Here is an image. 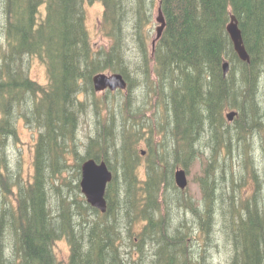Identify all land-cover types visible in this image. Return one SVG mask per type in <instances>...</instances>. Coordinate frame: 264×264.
Listing matches in <instances>:
<instances>
[{
    "label": "trees",
    "instance_id": "trees-1",
    "mask_svg": "<svg viewBox=\"0 0 264 264\" xmlns=\"http://www.w3.org/2000/svg\"><path fill=\"white\" fill-rule=\"evenodd\" d=\"M4 1L0 264H64L54 251L63 238L70 253L66 264H204L200 253L209 247L203 240L219 220L233 231L230 264H264V190L259 193L264 173L255 171L251 157L250 192L243 195L245 182L235 180L244 166L241 155L248 157L253 140H264V133L252 134L257 126L264 130V0ZM94 2L102 6L100 27L110 39L98 49L85 25V4ZM155 3L165 27L149 57L146 27L152 25ZM231 16L249 62L233 50L225 28ZM31 56L45 64L46 86L23 71V59ZM102 71L120 72L126 90L95 92L92 76ZM152 101L154 115L164 121L152 127L156 138H144L133 129ZM231 109L237 115L228 121L225 112ZM90 111L95 121L83 131L85 145L78 130ZM19 119L37 134L33 168L26 175L19 162L11 163L8 147L9 139L18 141ZM143 139L146 162L137 148ZM90 157L105 161L113 173L103 213L86 202L78 185L80 162ZM199 157L205 167L197 179L204 214L194 211L200 215L194 214L193 226L175 225L180 204L194 208L179 200L183 191L174 184V169L188 168ZM216 183L221 196H214ZM227 191L235 194L229 203ZM196 237L203 244L190 252L186 247Z\"/></svg>",
    "mask_w": 264,
    "mask_h": 264
},
{
    "label": "rangeland",
    "instance_id": "rangeland-1",
    "mask_svg": "<svg viewBox=\"0 0 264 264\" xmlns=\"http://www.w3.org/2000/svg\"><path fill=\"white\" fill-rule=\"evenodd\" d=\"M4 4H5V1L0 0V32H1L2 25L5 23L4 22V13H2V9L4 10ZM157 9H158V5H157V3H155L154 9H153V14H152V25L146 27V32H147V30H149L148 45H147L149 57H151V54H150L151 41L155 37V26L157 25V23L155 21V17L157 15ZM102 10L103 9H102L101 4H98V3L85 4V25H86L88 33H89L91 45L93 46V48H96V49L100 48V46L107 47L110 43V39L108 36H106V32L103 31L100 27L99 19L101 18ZM1 36L4 37L3 34L1 35V33H0V41L2 42V44L4 46L5 41L3 40V38ZM131 49H133V48H131ZM23 62H24L23 71L25 72V74L29 78H31V79H33V80H35L41 84L46 83L47 76H46V72H45V68H44L45 65L42 64L37 57H35V56L27 57L26 60L23 59ZM144 87L148 90V84L147 83L144 84ZM145 88H142V92H146ZM98 94H100V93H98ZM105 106H106V103H105ZM155 112H156V108L154 106V101H152L149 104V108L146 110V114L145 115L142 114V117H141V121L146 122V123L144 125H142L141 127H136L134 129V131L139 130L141 132L142 130H145L142 133L144 135H146V133L149 132V130L153 127V125L156 121H158V120L164 121L163 116H161L160 119H156V116L154 115ZM163 112H164L163 110H161V109L159 110V114H161ZM94 121H95V116H94V113L92 111H90V113H87L86 115H84V118L80 121V122L84 123L83 126H81L82 123L79 125L80 130H78V134H80L79 141L82 142V144H85V145L87 144V139L83 138L84 134H85V132H83V131H85L84 129L87 128L88 123L93 125ZM16 125H17L18 141L13 142V140L9 139L10 143H9L8 147H9V153H10V160H11V163L13 165L16 164L17 162H19L22 169H23V173H25V175H26L32 169V155L33 154H32L31 130L29 129V127H27L23 123V121L21 119H19L16 122ZM91 128H92V132L94 134V126H92ZM260 133L263 134L264 130H262V128H260L259 126L255 127L253 129L252 134H254V137L258 136ZM253 141H254V147L252 148L251 151H247V153H246V155H248V157L241 155L242 157H240V159L238 160L244 166L242 168V171L235 176V180H237L236 181L237 184L238 183H244V182L246 183V184L245 183L243 184V187L241 190V193H243V194L245 193L246 190L252 189V183L251 182L248 183L249 181H251V179L249 180L248 178L251 175H253V173H255L254 170L251 169L252 165H250L251 163H250V160L248 158L252 157V160L255 164L254 169L258 174L264 173V146L262 144L264 142V140L262 139V142H260V143L257 142L256 140H253ZM241 143L242 142H240V147H242ZM137 148H138V151L140 149H146L145 142L140 140ZM232 151H235V147ZM246 160H247L249 166H245L247 164L245 162ZM143 161H145V160H143ZM203 161L204 160H202L199 157V160L197 158L195 160V162L191 166L188 167V170L186 169L187 170L188 185L186 187V190H185L186 193L184 194V197L185 198H191V201H197L198 200V203H201L202 194H203L202 188L197 182L198 177L201 174H203V170L205 169ZM139 170H140L139 172L142 174L143 170L141 168ZM249 171H250V173L247 176H245V173L249 172ZM258 174H257V176H258ZM259 184H260L259 187H261L262 184L261 183H259ZM0 189H1V186H0ZM263 190H264V188L261 189V191L259 193L260 194L263 193ZM224 194H225V201H227L228 203L230 201H232L231 200L232 198H234V196H230V195H235V194H229L228 195V191ZM261 195H263V194H261ZM52 198H53V196L51 197V199ZM56 199L54 200V203H57ZM174 216H175V214H174ZM175 218H176V222H179V220H181L182 218H186L187 221H189L190 220V213L187 212L184 215L181 213H178V216H176ZM231 221L232 220L228 219L227 224ZM217 223H218L217 226H216V224L214 226H212L213 234L209 238L210 241L206 238L203 240L205 242L204 243L205 247H209L207 252L200 253L201 256L205 257L203 259L204 264H230L229 261H230L232 252L230 250L231 249L230 242H228V241H229V237L231 236L233 231L231 229H227L225 227H222L223 220H219V221H217ZM203 241L201 239H199V237H196L187 245L186 248L190 252L192 250L195 251V250L199 249V247L203 244ZM211 244H215V245L217 244V245L214 247H211V246H209ZM67 245L68 244L64 238L58 240L55 243L54 251H55V253L59 259H62V260L66 259L67 253H68V246ZM151 253H153V247L151 248ZM238 264H239V262H238Z\"/></svg>",
    "mask_w": 264,
    "mask_h": 264
},
{
    "label": "water",
    "instance_id": "water-1",
    "mask_svg": "<svg viewBox=\"0 0 264 264\" xmlns=\"http://www.w3.org/2000/svg\"><path fill=\"white\" fill-rule=\"evenodd\" d=\"M156 21L160 24L156 26V37H159L163 27L164 18L162 17L160 9H158V15ZM227 32L232 41L234 50L242 60H248V55L244 49L241 34L235 22L232 21L227 25ZM227 67V63L224 62L223 69ZM93 85L95 90L104 89L109 87L115 89L117 87L124 88L126 83L120 74H112L110 76L104 74H97L93 77ZM234 112L227 114V118L231 119ZM111 180V173L107 169L104 162L96 163L93 159H88L81 165V191L85 195L87 201L100 209L105 211L106 201L104 198L105 186L108 181ZM174 180L178 187L183 188L186 185V176L183 169L177 168L174 172Z\"/></svg>",
    "mask_w": 264,
    "mask_h": 264
},
{
    "label": "bare ground",
    "instance_id": "bare-ground-1",
    "mask_svg": "<svg viewBox=\"0 0 264 264\" xmlns=\"http://www.w3.org/2000/svg\"><path fill=\"white\" fill-rule=\"evenodd\" d=\"M197 1V0H196ZM135 3V2H134ZM162 14V13H161ZM162 17L164 18V16H163V14H162ZM123 56V55H122ZM225 61H227L226 59L224 60V62ZM224 62H223V64H224ZM223 64H222V70H223V74L224 75H226L227 74V72L229 71L228 69H229V63H228V61H227V67L225 68V69H223ZM207 71V70H206ZM184 72V71H183ZM257 89H259V88H257ZM257 97V96H256ZM138 107V106H137ZM137 107H135V108H137ZM150 111V110H149ZM27 112V111H26ZM138 112V111H137ZM136 112V113H137ZM140 112V111H139ZM134 113V112H133ZM25 115V114H24ZM26 117V116H25ZM29 118V117H28ZM201 135V134H200ZM253 142V141H252ZM252 145H253V143H252ZM254 146V145H253ZM131 148V147H130ZM251 148V147H250ZM253 148V147H252ZM145 164V163H144ZM252 164V163H251ZM253 172V171H252ZM219 174V173H218ZM220 175V174H219ZM263 176V175H262ZM264 177V176H263ZM264 180V179H263ZM260 181V180H259ZM262 181V180H261ZM219 182H222L221 180L219 181ZM219 183H216V187H218V189H216V191H215V193H214V196L216 195V196H218V195H221L222 193H223V190H222V186H220V185H218ZM260 184H258V186H259ZM240 188H241V186H240ZM263 188V187H262ZM222 190V191H221ZM210 193V192H209ZM261 194H263V193H261ZM210 195V194H209ZM212 197V196H211ZM200 199V198H199ZM258 201V200H257ZM215 206V205H214ZM205 228V227H204Z\"/></svg>",
    "mask_w": 264,
    "mask_h": 264
}]
</instances>
